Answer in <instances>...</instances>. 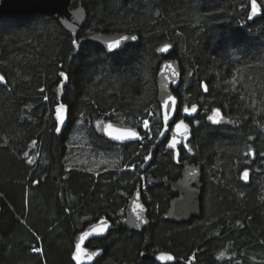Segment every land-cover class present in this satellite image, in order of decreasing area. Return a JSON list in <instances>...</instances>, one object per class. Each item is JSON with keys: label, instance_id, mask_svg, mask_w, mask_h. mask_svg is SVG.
I'll return each mask as SVG.
<instances>
[{"label": "trees", "instance_id": "1", "mask_svg": "<svg viewBox=\"0 0 264 264\" xmlns=\"http://www.w3.org/2000/svg\"><path fill=\"white\" fill-rule=\"evenodd\" d=\"M257 1L262 17L253 24L251 0H73L71 9L88 13L76 34L47 15L0 17V264H75L80 236L103 218L113 228L87 244L102 251L93 264H158L161 253L174 264H264V0ZM98 33L135 34L139 43L108 54L89 42ZM167 45L182 71L179 118L185 107L201 108L181 157L202 168V215L183 226L164 220L169 189L144 188L149 174L182 176L166 142L157 146V77L166 59L159 49ZM59 101L69 119L60 135ZM216 108L219 126L207 122ZM108 121L139 129L145 143H112L103 133ZM140 185L151 224L136 234L123 222Z\"/></svg>", "mask_w": 264, "mask_h": 264}, {"label": "water", "instance_id": "2", "mask_svg": "<svg viewBox=\"0 0 264 264\" xmlns=\"http://www.w3.org/2000/svg\"><path fill=\"white\" fill-rule=\"evenodd\" d=\"M73 0H0V17L2 16H28V15H47L54 19H60L62 28L68 34H76L81 32L88 20V13L84 7L71 9ZM262 17V8L260 3L255 0V12L253 11V0L250 2V11L248 22L253 24L255 20ZM127 37L128 39H124ZM136 37V39H132ZM119 41V46L114 49H109L110 43ZM89 42L95 47L101 48L108 54H114L122 51L128 47H134L139 43V38L135 34L128 33H114L105 34L98 33L93 35ZM167 50L161 52L166 57L160 66L157 87H158V104L161 108V116L163 128L159 134L157 146L166 142V149L174 156V163L182 169V176L179 181H171L168 179H157L152 174H149L146 179V186L153 188L155 186H163L169 189L172 193V200L170 202L169 210L166 213L165 222L183 226L190 224L194 219L200 218L202 215V196L204 191V183L202 178V168L188 160H182L181 150L190 144L193 140V130L189 124L190 120H196L201 114L199 105H193L188 108V112L182 111V117L179 118V99L175 92L179 90L182 80V71L180 62L176 59L168 58L172 47L167 45ZM0 76L2 74L0 73ZM0 85H6V80L0 81ZM174 99V103H173ZM63 101H59L55 108V120L57 123V134L60 135L64 132L69 125L68 107L57 112L56 109ZM167 104L169 107L165 108ZM195 107L196 111L192 112L191 109ZM165 117H168L165 120ZM212 117V119H209ZM63 118L64 123L61 124L60 120ZM224 118L223 111L220 108L214 109L207 117V122L213 126H219ZM183 120L184 125L180 124ZM103 133L105 137L116 145H128L133 143L144 144L145 135L137 128L128 125H120L112 121H108L103 125ZM133 133L136 134L133 137ZM123 137V139H121ZM175 143L176 147H170ZM154 152L152 151L145 159L142 167L143 172H147L152 163ZM247 172V179L244 178V173ZM252 172L245 170L242 173V181L247 184L250 182ZM2 214V207L0 206V216ZM143 217L146 223H141L137 216ZM140 226L137 227L136 225ZM149 211L143 202V187L138 186L136 192L129 200L126 218L123 222L124 229L142 234L150 227ZM113 226L111 222L103 218L97 223L90 226L81 236L78 244L76 245L73 261L75 264H93L102 251L92 253L88 250L87 244L92 240L105 239L110 234ZM171 256L169 260L167 257ZM158 264H174L176 258L169 253H161L155 257Z\"/></svg>", "mask_w": 264, "mask_h": 264}, {"label": "snow or ice", "instance_id": "3", "mask_svg": "<svg viewBox=\"0 0 264 264\" xmlns=\"http://www.w3.org/2000/svg\"><path fill=\"white\" fill-rule=\"evenodd\" d=\"M253 11L255 12V0H253ZM124 39H128V38L125 37ZM132 39H136V37H132ZM119 43H120L119 41H116L115 43H110V44L108 45V48H109V49L117 48V47L119 46ZM167 47H168V46L162 47L161 49H159V51H161V52L166 51V50H167ZM3 80H4V77H3V76H0V81H3ZM204 90H207L206 86H204ZM173 103H174V99H173ZM164 107H165V108H168L169 106H168L167 104H165ZM64 109H65V105L60 104V105H59V108L56 109V111H57V112H60V111H62V110H64ZM188 111H189L188 108L185 107V108H184V112L187 113ZM191 111H192V112H195V111H196V108L193 107V108L191 109ZM167 119H168V117H165V120H167ZM209 119H212V117H209ZM60 123H61V124L64 123L63 118H61ZM180 124H181V125H184V127L187 128V125L184 124V121H183V120L180 121ZM57 130L59 131V129H57ZM132 135H133V137L136 136L135 133H133ZM121 139H123V137H121ZM170 147L175 148V147H176V144L173 143V144L170 145ZM146 158H148V157H146ZM247 175H248L247 172H245V173H244V178H245V179H247ZM137 219L140 220L141 223H146V221L143 220V217H141V216H139V215L137 216ZM136 226L139 227L140 225L137 224ZM167 259L171 260L172 257L169 256V257H167Z\"/></svg>", "mask_w": 264, "mask_h": 264}, {"label": "rangeland", "instance_id": "4", "mask_svg": "<svg viewBox=\"0 0 264 264\" xmlns=\"http://www.w3.org/2000/svg\"><path fill=\"white\" fill-rule=\"evenodd\" d=\"M196 125L198 124L197 123V121H196V123H195ZM150 126H151V122H143V124H142V128L146 131V132H148V133H150L151 132V128H150ZM147 186H146V181H145V179H144V188H146Z\"/></svg>", "mask_w": 264, "mask_h": 264}]
</instances>
